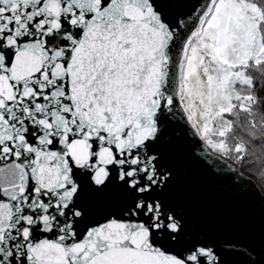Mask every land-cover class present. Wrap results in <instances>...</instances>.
Wrapping results in <instances>:
<instances>
[{
	"label": "snow or ice",
	"instance_id": "snow-or-ice-1",
	"mask_svg": "<svg viewBox=\"0 0 264 264\" xmlns=\"http://www.w3.org/2000/svg\"><path fill=\"white\" fill-rule=\"evenodd\" d=\"M262 157L264 0H0V264H264Z\"/></svg>",
	"mask_w": 264,
	"mask_h": 264
},
{
	"label": "trees",
	"instance_id": "trees-1",
	"mask_svg": "<svg viewBox=\"0 0 264 264\" xmlns=\"http://www.w3.org/2000/svg\"><path fill=\"white\" fill-rule=\"evenodd\" d=\"M256 151H258V150H256ZM261 162L264 163V157H262ZM229 163H231V162H229ZM233 166H235V165H233ZM237 169L239 170L238 167H237ZM243 174L254 179L258 185L264 184V168H261L259 172H254L252 174L245 172ZM261 190L264 193V187H261Z\"/></svg>",
	"mask_w": 264,
	"mask_h": 264
},
{
	"label": "water",
	"instance_id": "water-1",
	"mask_svg": "<svg viewBox=\"0 0 264 264\" xmlns=\"http://www.w3.org/2000/svg\"><path fill=\"white\" fill-rule=\"evenodd\" d=\"M238 170V169H237ZM244 175V174H243ZM246 176V175H245ZM246 178L247 179H250V180H253V182H255V183H257L254 179H252L251 177H248V176H246ZM259 186V185H258ZM261 194H264L263 192H262V190H261Z\"/></svg>",
	"mask_w": 264,
	"mask_h": 264
}]
</instances>
